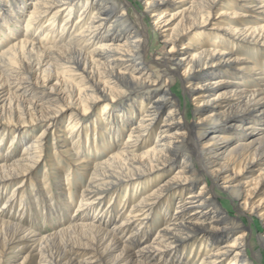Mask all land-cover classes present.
I'll use <instances>...</instances> for the list:
<instances>
[{"label": "bare ground", "instance_id": "obj_1", "mask_svg": "<svg viewBox=\"0 0 264 264\" xmlns=\"http://www.w3.org/2000/svg\"><path fill=\"white\" fill-rule=\"evenodd\" d=\"M25 1L0 0L6 26L27 17L0 52V264H246L253 233L240 218L264 220V70L201 31L211 25L231 39L264 44V0H224L227 7L242 3L254 21L249 27L224 19L236 13L219 9L220 0H136L133 27L128 1ZM156 37L169 48L155 55ZM43 69L63 75L59 93L48 98L32 90ZM176 95L194 102L193 121ZM65 112L69 134L58 129ZM88 112L94 117L86 121ZM28 125L42 130L31 134ZM55 130L50 169L57 173L33 178L45 136ZM12 147L20 153L9 154ZM84 151L103 158L90 161ZM243 170L257 174L241 182ZM154 172L172 173L150 192L127 196L129 182ZM215 187L239 201L235 217L217 206ZM75 191L72 210L65 197ZM39 206L61 215L56 223L44 217L53 228L45 233L8 215ZM23 246L30 253L20 262L5 255Z\"/></svg>", "mask_w": 264, "mask_h": 264}, {"label": "rangeland", "instance_id": "obj_2", "mask_svg": "<svg viewBox=\"0 0 264 264\" xmlns=\"http://www.w3.org/2000/svg\"><path fill=\"white\" fill-rule=\"evenodd\" d=\"M120 1H124V2L128 1L126 3L129 6V8H128L129 14H132L133 19H130L128 17L127 23L130 25L129 27H133L134 21H137L139 19L138 15L140 14L139 13L140 11L137 9V6L135 5L136 0H120ZM255 1L258 2L257 0H255ZM25 2H28V0H26ZM226 2L227 1L220 0L218 3H219V5L221 4L222 6H220L219 9L226 10L228 13L235 12L236 16H234L233 19H230L231 18V15H230V17H223L224 19L226 18V20L228 22H231L232 24H234V26L241 25V26L249 27V26L253 25V23H254L253 19L249 18V16L245 15V12L247 11V9L242 8V3L240 1H237V2L233 1L236 4V6H232V7L225 6ZM256 4L261 5L259 2ZM81 9H82V7H78L76 12L73 14V17L69 23L70 26H76L75 21L78 18V15L80 14ZM122 11L123 10H120V13ZM28 12L26 13V15L28 14ZM89 16L91 17L92 13H90ZM148 16H149V13L146 15V17H148ZM142 17L144 20H146L145 19L146 17H144V16H142ZM26 18L27 17L21 18L20 23H18L17 25H14V22H10L6 26L3 23L2 18L0 17V52L11 45V43L13 42L15 37L18 35L17 30H20V31L23 30ZM261 18H264V15ZM259 23H263V25H264V19L261 22L259 21ZM2 24H4L5 29L1 28ZM212 28L213 27L211 25H209L207 28L203 29L202 31L200 30V31L202 33H206V35H208L209 38L212 36V39L210 41L213 43H216V45L219 46L220 49H224V50L230 49L235 54L234 55L235 57L245 58V59L249 60L250 62L256 64V66L258 68H262L264 70V44L263 43L256 42V41L244 42V41H240V40H234V39H231L229 36L221 34L216 29H212ZM130 30H133V29H130ZM14 31L16 34L14 33ZM43 35H44V33L38 34V36H40V37H43ZM44 36H46V35H44ZM9 37H13V38H9ZM163 42H164V39L162 37H156L152 41L153 53L155 55L160 53L161 48H169V46L164 45ZM204 45H205V43H201L198 46V48H200V47L202 48ZM149 66L150 65L147 64L144 68L145 72H147V73L149 72V68H148ZM155 70L157 72L156 75H159L160 70L158 68H156ZM62 76H63L62 73H57V71H55V70L46 71L45 69H43L41 74L37 77V79L32 80V90H34L36 93L40 94V97H45V98L46 97L48 98L49 96H53L56 93L58 94L59 93V86H56L55 82H56V80L61 81ZM74 80H75V82L78 81L76 79H74ZM255 82H256V80H252L251 89L256 88ZM177 87H180V85L178 84ZM178 93H179V90H178ZM176 97L177 98L179 97V99L181 98L180 102H182V111H184V108H185L184 106L186 104L187 111L189 113V120L193 121L194 117L191 115V110L193 108L194 102H192L190 100H185L184 96H182V95H176ZM44 102L46 103V101H44ZM104 103H106V102H100L97 105H99V107H101L102 105H104ZM202 109H204V108H202ZM68 116H69V112H65L59 118L61 120V124H60V127L58 128L59 130H65L67 134H69V132H70L69 127H67ZM0 117H1V115H0ZM93 117H94V114L92 112H88L87 116H85V119H88L86 121H89V119H92ZM0 121H4V120L0 119ZM14 122H16V125H18V126H20V125L23 126L22 124H20L16 120H14ZM158 124H161V122H159ZM13 127L19 128L17 126H13ZM28 128H29V131L31 134L40 133L42 130L41 127H39V126L29 127V125H28ZM54 132L55 133H52V134L49 133L45 136V142H44L45 150H44V153L42 155L43 158L38 161V163L35 165L32 173L30 174L33 178L37 177L39 180H41L43 175L45 174L44 173L45 171H47L49 173V174L47 173L48 175H50V173L52 171L50 169L51 168L50 164H54V163L51 162V159L53 156L56 157V155L53 152V149H54L53 145L55 144V141H57L56 135L60 133L58 130H55ZM198 132H199L198 129L194 130L193 136L198 135ZM155 133H156V131L152 132L151 136H149V138H152L153 136L155 137ZM126 139H127V136H124L122 138V141L125 142ZM152 139H150V140H152ZM8 141H6V144L8 143ZM2 146H3L2 149L7 147V145H5V144H3ZM109 149L114 150V147H110ZM7 150L8 149L5 148L4 152L6 153ZM20 151H21V149H16L15 147H12L9 150V152H10L9 154H11L12 152H15V153L17 152V154H18V153H20ZM85 153H88V152L84 151L83 155L86 158H88V160H90V161L100 160L103 158L102 154H100V153L95 154V153L90 151L89 154H87L88 156ZM90 154H92V155H90ZM0 158H3L2 153H0ZM14 158H16V156H14ZM65 161L69 162L71 160H65ZM56 162H57V160L55 161V163ZM57 164H58V168L61 171L62 165L58 162H57ZM52 172H54V171H52ZM54 173H57V172H54ZM171 173L172 172H169V173H166L165 175H162L160 172H154L152 174H149V176H146V178L143 177L140 180L137 179L133 182L132 181L129 182L130 186H129V190H127V196L128 197H131V196L137 197V195H139L140 193H142V192L144 193L145 190L150 192L152 189H154L155 187L161 185L164 181H166L170 177ZM256 174H257L256 172L246 174V172L243 170L241 172V175L239 176V178H241L240 181L242 182L246 179H249V178L255 176ZM204 178L207 179L208 186H210L209 185L210 184L209 178L205 177V176H204ZM74 181L79 182L81 185H84L86 180L79 173L78 174L76 173ZM199 182L200 183H198V185H196V187H195V191H198L200 185L204 182V180L201 178ZM15 183H17V181H15L12 186H15L16 185ZM218 187H215L216 200L218 203L217 206L220 209H222L226 215H228L230 217H235L236 216V208L239 204V201L232 200L228 196L227 192L222 191ZM28 189H30V188L28 187ZM9 190H11V187L9 188ZM124 192H125V190L124 191L122 190L120 192L121 193L120 195L124 196ZM7 195L8 194H4L3 198ZM65 198L69 199L70 202L72 203V205H73L72 210H73V208H75L79 204V194L77 191L71 192L69 194V196H68V192H67ZM33 202H32V204H33ZM36 202H39V201H36ZM32 204H31V206H32ZM39 204H40V202H39ZM54 204L56 205V203H54ZM0 206H1V201H0ZM72 210H68L67 214H72L71 213ZM156 212H158V211H156ZM173 212H174V208L172 207L170 209V214ZM8 213H9V211H8ZM8 215L13 219L15 217H18V216L22 217L21 221L26 228H30V229L35 230L36 232H40V233L41 232L45 233L46 231L53 229V228H48V227H50L49 225L51 223L58 222V220L56 218H53V217L61 216V215H54L53 216L49 209L46 208V210H43L42 206L36 207V209L33 207L30 210L25 209V212L22 211L19 214L15 210L12 212L10 211V213ZM47 215L52 217V220H50L51 223L46 222L44 217ZM157 216H159V215H157ZM240 219H242L241 220L242 223L247 228L252 229V233H253L251 236V239L249 241L250 245H249V248L247 250L246 262L244 261V263H246V264H264V246L261 245V238L263 237V234H264V220H261L257 217H254L252 222H250L249 219H247L246 217H242ZM65 223L66 222H62V225ZM159 224H160V219H159V217H157V218H155L154 225L156 227ZM62 225H60V226H62ZM198 249H199V245H196L194 252H197ZM5 252H6L5 255L16 256L15 260L17 259L18 262H20L23 259V257H25L27 254L30 253V249L26 246H23V247H20L19 249H17L16 251H14L13 253H9L7 249H5ZM17 253H18V255H17ZM189 253H190V250L188 251V254ZM197 262H198V258L191 260L190 264H197ZM223 264H227V261L223 262Z\"/></svg>", "mask_w": 264, "mask_h": 264}]
</instances>
